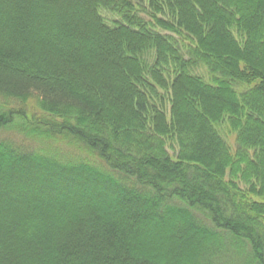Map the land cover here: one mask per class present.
Here are the masks:
<instances>
[{"label":"trees","instance_id":"16d2710c","mask_svg":"<svg viewBox=\"0 0 264 264\" xmlns=\"http://www.w3.org/2000/svg\"><path fill=\"white\" fill-rule=\"evenodd\" d=\"M0 264H264V0H0Z\"/></svg>","mask_w":264,"mask_h":264},{"label":"rangeland","instance_id":"374dc122","mask_svg":"<svg viewBox=\"0 0 264 264\" xmlns=\"http://www.w3.org/2000/svg\"><path fill=\"white\" fill-rule=\"evenodd\" d=\"M32 108H33L32 103L28 104L27 109H28V110H32ZM11 134H12V133H11Z\"/></svg>","mask_w":264,"mask_h":264}]
</instances>
